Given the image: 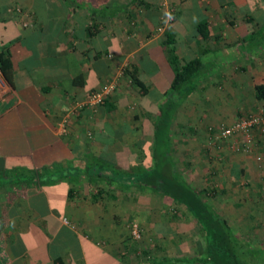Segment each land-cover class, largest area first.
<instances>
[{
	"label": "crops",
	"instance_id": "obj_1",
	"mask_svg": "<svg viewBox=\"0 0 264 264\" xmlns=\"http://www.w3.org/2000/svg\"><path fill=\"white\" fill-rule=\"evenodd\" d=\"M228 1L0 0L12 74L0 97V264H140L199 251L200 235L134 241L127 207L145 195L148 210L164 208L160 191L132 179L163 177L167 165L187 179L189 146H204L208 121L219 119L209 107L221 103L229 63L254 72L263 49L245 38L258 26L229 42ZM203 18L208 38L196 33ZM169 37L181 63L197 57L206 67L184 98L170 88ZM112 80L102 104H86Z\"/></svg>",
	"mask_w": 264,
	"mask_h": 264
},
{
	"label": "rangeland",
	"instance_id": "obj_2",
	"mask_svg": "<svg viewBox=\"0 0 264 264\" xmlns=\"http://www.w3.org/2000/svg\"><path fill=\"white\" fill-rule=\"evenodd\" d=\"M232 1L234 3H227L223 7L221 14L228 24L226 36L229 42H232V38L242 36L250 21V25H256L264 19V0ZM251 18L252 20L248 21ZM258 58H252L250 61L254 70L250 79L246 68L237 69L238 66H234L235 61L229 63L227 75L231 77L228 78L230 80L216 85V88L221 86L219 89L224 91L219 99L221 103L209 107L212 115L219 119L207 123V146H203L198 139L195 147L190 149L189 146L190 153L186 156L189 163L185 171L187 180L194 186L215 187V195L209 196L211 203L231 227L250 243L264 242V102L255 99L251 92L255 82L264 81V49L258 53ZM205 70L204 66L202 71ZM235 77L245 79L243 83L246 86L243 84V90L236 89L239 87L234 85L235 81H231L236 80ZM213 101H218V98H212ZM249 115L259 116L262 122L251 127L248 135L241 131H235L226 137L219 134V127L230 126ZM203 121L199 119L197 129L203 126ZM196 134L201 136L200 132ZM234 164L242 168V171H233ZM129 198L131 200H128L127 196L131 204L127 207V235L134 241L152 238L154 242L156 236L162 235L181 238L191 243L194 237H198L197 232L194 233V218L185 206L165 200L162 210H148L146 207L150 205L149 196ZM140 199L142 200L138 201ZM162 222L169 223L172 231L162 234L159 229ZM133 224H136L139 230L138 238L132 233ZM155 226L159 229L158 232ZM192 251L191 249L190 252Z\"/></svg>",
	"mask_w": 264,
	"mask_h": 264
},
{
	"label": "trees",
	"instance_id": "obj_3",
	"mask_svg": "<svg viewBox=\"0 0 264 264\" xmlns=\"http://www.w3.org/2000/svg\"><path fill=\"white\" fill-rule=\"evenodd\" d=\"M228 3L234 2L229 0ZM250 20L252 18L248 21ZM250 24L251 21L248 27L251 26ZM255 26L258 27L246 35L245 41L249 46L253 44L262 48L264 45V19L258 21ZM196 33L201 38L211 36L208 19L203 18L197 21ZM168 35L174 37L172 33H168ZM173 37H169L165 41L168 61L173 70L170 88L177 92L181 98H184L198 87L197 75L202 71L203 63L197 57L181 63L175 50ZM8 63V56L0 52V68L4 77L10 81L12 74ZM252 94L255 99L264 102V82L254 83ZM172 107L174 105H167L166 118H169ZM170 170L171 168L167 165L163 177L156 178L154 174H151L142 179H132V182H135L138 188L149 185L154 190L160 191L165 200L183 204L194 218L196 223L194 233L197 232L196 234L200 235L202 242L200 239L198 240L200 248L194 255L154 257L148 263L140 264H264V242L250 243L247 241L231 227L227 219L211 203L209 196L215 195L213 194L215 187H196L179 174L169 173ZM234 170L238 173L242 171V168L234 164ZM207 194L209 195L207 196ZM159 229L162 234L172 231L171 225L167 222H162ZM159 229L155 226L157 232Z\"/></svg>",
	"mask_w": 264,
	"mask_h": 264
},
{
	"label": "built area",
	"instance_id": "obj_4",
	"mask_svg": "<svg viewBox=\"0 0 264 264\" xmlns=\"http://www.w3.org/2000/svg\"><path fill=\"white\" fill-rule=\"evenodd\" d=\"M8 81L4 77L1 69H0V97L8 90ZM116 87V83L114 80L105 82L102 84L98 89L93 90L90 92L86 99V104L98 107V105L102 104L104 102V99L107 95H109ZM262 115V114H261ZM262 122L259 116L249 115L246 117H243L239 121L235 122L234 124L230 126H221L219 127V134L222 137H226L233 132L241 131L242 133L249 134V130L254 125H258ZM132 233L136 238L139 237V230L137 228L136 224H133Z\"/></svg>",
	"mask_w": 264,
	"mask_h": 264
}]
</instances>
